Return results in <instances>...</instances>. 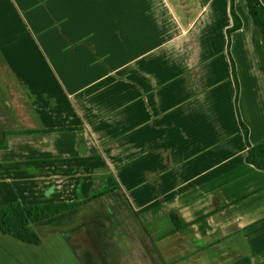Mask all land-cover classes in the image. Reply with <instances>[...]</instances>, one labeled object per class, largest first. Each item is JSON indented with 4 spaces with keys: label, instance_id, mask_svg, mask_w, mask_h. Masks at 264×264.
Returning <instances> with one entry per match:
<instances>
[{
    "label": "crops",
    "instance_id": "crops-1",
    "mask_svg": "<svg viewBox=\"0 0 264 264\" xmlns=\"http://www.w3.org/2000/svg\"><path fill=\"white\" fill-rule=\"evenodd\" d=\"M234 5L229 34L230 0H0V208L78 204L38 245L0 230V264H264V45Z\"/></svg>",
    "mask_w": 264,
    "mask_h": 264
},
{
    "label": "trees",
    "instance_id": "trees-1",
    "mask_svg": "<svg viewBox=\"0 0 264 264\" xmlns=\"http://www.w3.org/2000/svg\"><path fill=\"white\" fill-rule=\"evenodd\" d=\"M248 9L255 25L259 28L264 45V5L260 0H246ZM233 27L228 30L229 34L241 27V21L235 11L234 0H230ZM246 143L248 145L247 162L259 170H264V142L252 146L248 141V129L242 125ZM78 204H37L23 205L15 202L0 208V230L3 234L16 238L19 241L38 245L40 237L35 233L33 224L47 220L55 215L73 209ZM171 219L177 230L185 228V224L175 214ZM232 264H249L248 259H242Z\"/></svg>",
    "mask_w": 264,
    "mask_h": 264
}]
</instances>
